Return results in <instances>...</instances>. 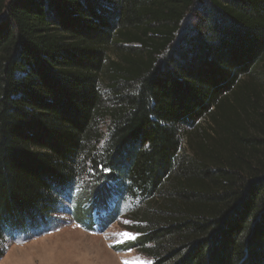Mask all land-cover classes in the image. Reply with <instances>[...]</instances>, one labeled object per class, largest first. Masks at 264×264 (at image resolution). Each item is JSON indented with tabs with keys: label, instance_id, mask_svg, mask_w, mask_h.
Instances as JSON below:
<instances>
[{
	"label": "trees",
	"instance_id": "16d2710c",
	"mask_svg": "<svg viewBox=\"0 0 264 264\" xmlns=\"http://www.w3.org/2000/svg\"><path fill=\"white\" fill-rule=\"evenodd\" d=\"M87 173L119 251L264 264V0H0V260Z\"/></svg>",
	"mask_w": 264,
	"mask_h": 264
},
{
	"label": "rangeland",
	"instance_id": "374dc122",
	"mask_svg": "<svg viewBox=\"0 0 264 264\" xmlns=\"http://www.w3.org/2000/svg\"><path fill=\"white\" fill-rule=\"evenodd\" d=\"M202 8H206L202 6ZM202 9L200 12L202 13ZM207 11V10H206ZM198 14L192 13L187 17L178 39L182 35L192 34L193 27L199 22ZM193 29V31H192ZM191 32V33H190ZM177 39V42H178ZM177 46V45H176ZM173 50V49H172ZM172 54L171 52H168ZM114 57H117L113 53ZM168 58V57H166ZM106 100L110 102L113 98L111 93L102 87ZM108 122L102 124L106 135L108 132ZM107 137V136H106ZM105 142H102V145ZM184 149L187 143L183 140ZM97 178L94 174L84 175L81 187H76L64 195L63 204L55 218L44 226L41 231L26 232L10 231L2 238L6 248V253L0 260V264H149L152 259L135 249L119 251V246L133 240L136 234L131 230L130 211L134 209L132 203L123 204L120 214L111 221L108 219H96L102 213L107 215L105 208L97 209L94 217L79 221L74 214L78 209V204H89L90 197L96 188ZM117 194L110 198V205L115 212L114 204H118ZM109 209V208H108ZM113 216V215H112ZM88 220V219H87ZM29 259L26 262L24 260Z\"/></svg>",
	"mask_w": 264,
	"mask_h": 264
},
{
	"label": "bare ground",
	"instance_id": "6f19581e",
	"mask_svg": "<svg viewBox=\"0 0 264 264\" xmlns=\"http://www.w3.org/2000/svg\"><path fill=\"white\" fill-rule=\"evenodd\" d=\"M29 259H26V260H24L23 262H26V261H28Z\"/></svg>",
	"mask_w": 264,
	"mask_h": 264
}]
</instances>
